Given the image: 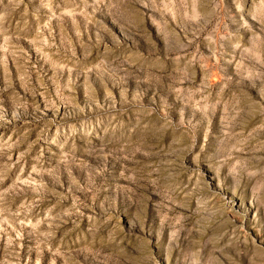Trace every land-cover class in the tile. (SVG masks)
<instances>
[{"label": "rangeland", "instance_id": "obj_1", "mask_svg": "<svg viewBox=\"0 0 264 264\" xmlns=\"http://www.w3.org/2000/svg\"><path fill=\"white\" fill-rule=\"evenodd\" d=\"M0 264H264V0H0Z\"/></svg>", "mask_w": 264, "mask_h": 264}]
</instances>
